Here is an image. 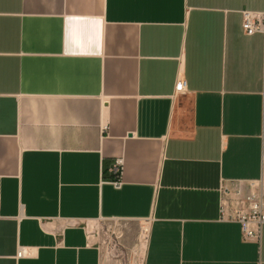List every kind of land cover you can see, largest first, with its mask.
I'll return each instance as SVG.
<instances>
[{
  "label": "crops",
  "instance_id": "1",
  "mask_svg": "<svg viewBox=\"0 0 264 264\" xmlns=\"http://www.w3.org/2000/svg\"><path fill=\"white\" fill-rule=\"evenodd\" d=\"M242 10L264 0H0V264H102L103 221L128 247L147 224L142 264H264V226L218 219L220 182L261 173Z\"/></svg>",
  "mask_w": 264,
  "mask_h": 264
},
{
  "label": "built area",
  "instance_id": "2",
  "mask_svg": "<svg viewBox=\"0 0 264 264\" xmlns=\"http://www.w3.org/2000/svg\"><path fill=\"white\" fill-rule=\"evenodd\" d=\"M241 27L245 35L264 34V11H241ZM186 82L178 78L175 86L176 94L184 92ZM261 143V173L257 179L247 181L222 180L218 187V214L219 221L237 223L243 240L259 242L262 227L264 226V129L260 135ZM123 157H118L108 168L111 179L107 180L114 188L123 184L122 169ZM102 183V181H101ZM72 223H70L71 225ZM89 228L88 224L86 225ZM147 232V231H146ZM91 234L88 233L90 239ZM147 234L145 236V242ZM28 255V248L19 247L16 256Z\"/></svg>",
  "mask_w": 264,
  "mask_h": 264
},
{
  "label": "rangeland",
  "instance_id": "3",
  "mask_svg": "<svg viewBox=\"0 0 264 264\" xmlns=\"http://www.w3.org/2000/svg\"><path fill=\"white\" fill-rule=\"evenodd\" d=\"M123 226L124 223L121 221H103L92 224L90 231L103 247L102 264H142L145 237H140L141 226L138 228L136 239L132 242V251L131 246L128 247V239ZM146 234L147 232L144 233Z\"/></svg>",
  "mask_w": 264,
  "mask_h": 264
},
{
  "label": "bare ground",
  "instance_id": "4",
  "mask_svg": "<svg viewBox=\"0 0 264 264\" xmlns=\"http://www.w3.org/2000/svg\"><path fill=\"white\" fill-rule=\"evenodd\" d=\"M146 225L147 224H144V226L141 227V234H140L141 236L140 237H142V238L146 236V235H144V233L147 231ZM144 244H145V240H144ZM144 244H142V245H144Z\"/></svg>",
  "mask_w": 264,
  "mask_h": 264
}]
</instances>
